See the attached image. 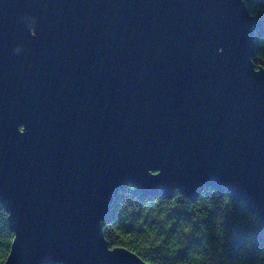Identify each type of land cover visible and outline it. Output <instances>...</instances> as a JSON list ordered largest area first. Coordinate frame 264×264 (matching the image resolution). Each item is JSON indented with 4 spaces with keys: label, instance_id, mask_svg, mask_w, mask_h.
I'll list each match as a JSON object with an SVG mask.
<instances>
[{
    "label": "water",
    "instance_id": "1",
    "mask_svg": "<svg viewBox=\"0 0 264 264\" xmlns=\"http://www.w3.org/2000/svg\"><path fill=\"white\" fill-rule=\"evenodd\" d=\"M253 27L243 0H0L4 264H150L104 236L130 185L227 191L264 224Z\"/></svg>",
    "mask_w": 264,
    "mask_h": 264
},
{
    "label": "trees",
    "instance_id": "2",
    "mask_svg": "<svg viewBox=\"0 0 264 264\" xmlns=\"http://www.w3.org/2000/svg\"><path fill=\"white\" fill-rule=\"evenodd\" d=\"M254 20L255 67L264 69V0H243ZM127 205L126 207L124 205ZM0 204V264L14 240ZM109 247L128 249L150 264H264V224L230 193L206 188L196 201L120 191L102 223Z\"/></svg>",
    "mask_w": 264,
    "mask_h": 264
},
{
    "label": "clouds",
    "instance_id": "3",
    "mask_svg": "<svg viewBox=\"0 0 264 264\" xmlns=\"http://www.w3.org/2000/svg\"><path fill=\"white\" fill-rule=\"evenodd\" d=\"M14 51L18 54L22 51V49L20 47H16ZM124 206L126 207L127 205L125 204Z\"/></svg>",
    "mask_w": 264,
    "mask_h": 264
},
{
    "label": "flooded vegetation",
    "instance_id": "4",
    "mask_svg": "<svg viewBox=\"0 0 264 264\" xmlns=\"http://www.w3.org/2000/svg\"><path fill=\"white\" fill-rule=\"evenodd\" d=\"M33 34H34V31L32 30Z\"/></svg>",
    "mask_w": 264,
    "mask_h": 264
}]
</instances>
